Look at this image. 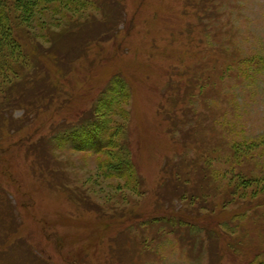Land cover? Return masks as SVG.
Listing matches in <instances>:
<instances>
[{"label":"rangeland","instance_id":"obj_1","mask_svg":"<svg viewBox=\"0 0 264 264\" xmlns=\"http://www.w3.org/2000/svg\"><path fill=\"white\" fill-rule=\"evenodd\" d=\"M195 1H117L112 34L106 5L61 15L60 3L40 4L36 29L21 24L30 38L0 60V264H254L264 249V0L209 2L218 16L203 26ZM25 49L53 81L59 68L42 50L73 60L43 100L29 79L30 98L18 95L34 71ZM202 83L216 100L201 101ZM96 119L110 148L58 143ZM126 146L133 167L120 175L112 166Z\"/></svg>","mask_w":264,"mask_h":264},{"label":"trees","instance_id":"obj_2","mask_svg":"<svg viewBox=\"0 0 264 264\" xmlns=\"http://www.w3.org/2000/svg\"><path fill=\"white\" fill-rule=\"evenodd\" d=\"M0 0V27L2 25H4L5 29L9 35L7 36V38H5V40H7V42H4L5 40H1L0 39V60L2 62H4L3 59V55L5 54L6 50H8V53L6 56L4 57H16L15 52H13L11 49V45L14 44L15 41H18L20 39H25V38H30V34L28 33V31L25 28H22L23 26H21V24L25 21L28 23L27 27H29V30H35L36 29V25L34 22L37 20L38 15L40 14V9L41 7H39L40 4H44L48 5V8H55V10H60L62 8V10L60 11V14H64L67 13V11L69 10V8L71 7L72 9H76V8H83V7H95L96 5L98 6H111V7H116L113 8L112 12H114V14H111V23L109 28L107 29V32L111 33L115 30V24H117V22L121 19L120 15L121 13L118 14V8L121 7L120 6H116V3L118 4L117 1L120 0ZM220 0H197L195 1V5L197 8V13L195 16L198 17V21H199V25L203 26L205 23L204 21L207 19H213L215 16H218V14H216V10L214 8V6L211 4H209V2H219ZM227 0H224V2H226ZM14 2V3H13ZM55 3H60L61 4V8L56 7ZM206 3L208 4L207 6ZM19 6V9H17V7ZM13 9H17L20 12H14L15 10ZM117 17V19H116ZM12 24V25H11ZM11 26V27H10ZM117 26V25H116ZM79 28V27H78ZM4 29V30H5ZM80 29V28H79ZM65 35H70L65 34ZM71 36V35H70ZM115 35L113 34L111 37H114ZM88 40L90 38H87ZM19 42V41H18ZM221 42H223V40H221ZM5 43V44H4ZM81 41H78V44H81ZM230 50L229 52H227L226 56L227 58L230 59V56L232 54V52H234V48H233V42H231V44L229 45ZM52 50V49H51ZM5 51V52H4ZM4 52V54H2ZM55 52V53H54ZM54 52H48L47 50H42V54H40V56L44 59H46L47 61H49V63H51V59L52 62L54 63L53 65H55L56 67L59 68L58 74H54L57 75V79L55 81L52 80V78L49 76L50 75V67L47 66L46 61H40L38 63H36L35 60H33V56H31V52L29 51V49H25V51L23 50L21 53H23V55H25L24 57H29V60L33 62L34 64V71L31 73H28L27 75H24L21 79V83H18V95L21 96V99H25V98H30V92L28 90V86L29 84H27L26 79H29L28 82H34V86L36 88V90L34 89V97L38 98L39 100H43L44 96H45V92L48 86H54L55 87V91L58 90L57 86L59 85L60 81L62 82L63 80H66V77L70 76V73H72V70H68L64 72H60L62 71V67H67L68 64H66V62H70L69 64L72 63L73 60H69L68 56H62L59 57V54L56 53V51ZM54 56V58H53ZM16 59V58H15ZM14 59V60H15ZM28 60V59H27ZM0 61V62H1ZM10 61V60H9ZM64 61V62H63ZM72 65V64H71ZM229 63H224V70H227L228 67L230 68L231 66H229ZM222 70V71H224ZM69 75V76H68ZM55 77V76H54ZM115 81L117 83V90L119 93H123V91L126 88V84L123 82V80L120 77H115ZM212 85V84H211ZM210 85V86H211ZM170 86V85H169ZM203 86H208L206 84L202 83V87H201V91H202V102H205L211 98H215V100L218 98L216 91V88H211L209 90H206ZM112 89V87H111ZM189 90V89H188ZM116 94H118L117 92H115ZM179 95V94H178ZM126 96V94L124 95ZM105 98V97H104ZM108 104L109 108H112V103L111 101L106 98L105 99ZM188 108V107H187ZM186 108V109H187ZM49 110V108H48ZM189 109H187L188 113ZM177 112V111H176ZM185 112L183 114H185L184 116H180V115H176L174 118H177L179 120L181 119H186L185 116H187ZM190 113V111H189ZM202 114V113H201ZM200 114V115H201ZM199 115V118L197 121H195L194 123L197 125L199 124V120L201 118V116ZM220 115L218 117V111L213 112V120L218 121V119H221ZM216 119V120H215ZM213 122H210L211 126H212ZM202 126V125H201ZM108 130H109V126L108 123L103 122L100 119H96L95 121H90L87 125H83V124H79V125H75V126H71V127H67L65 128L63 131H61L60 133H58L56 135V139L58 141V143H68L69 140L71 139H75L74 141L77 143V146L75 149L77 150H82V151H86L89 150L91 152H95V153H100L102 152L104 149L110 148L113 144L112 142V137H108ZM107 133V134H106ZM127 148V146H126ZM199 149V147H198ZM124 150V149H123ZM121 151V150H120ZM121 152H119L118 154V159L115 161V163H113L112 169L114 170V172L119 173L120 175L125 174L126 170H129L130 168L133 167V161L132 158L130 156L129 150L127 148V152L126 154H124L123 156H121ZM253 203L255 201H252ZM257 207L253 208L254 210H256L259 205H261V203H255L253 206ZM257 214V212H256ZM165 219V218H164ZM181 219V223L187 224L189 225V223H193L191 220H185L184 218H180ZM195 220V219H194ZM217 222H219V220H217ZM222 223V224H221ZM219 226H229L231 224H229V222L224 223V222H219L218 223ZM237 242L240 241V239L236 238L235 239ZM243 243L245 241V238H243L241 240ZM246 245H242V247L244 248H252L250 247V245H248L249 247H247V243H245ZM255 253V252H254ZM252 262L254 264H264V249L262 251H257L256 255L253 257Z\"/></svg>","mask_w":264,"mask_h":264}]
</instances>
